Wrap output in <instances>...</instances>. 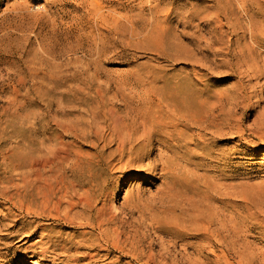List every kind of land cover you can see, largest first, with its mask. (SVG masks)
<instances>
[{
    "label": "rangeland",
    "instance_id": "obj_1",
    "mask_svg": "<svg viewBox=\"0 0 264 264\" xmlns=\"http://www.w3.org/2000/svg\"><path fill=\"white\" fill-rule=\"evenodd\" d=\"M0 264H264V0H0Z\"/></svg>",
    "mask_w": 264,
    "mask_h": 264
},
{
    "label": "bare ground",
    "instance_id": "obj_2",
    "mask_svg": "<svg viewBox=\"0 0 264 264\" xmlns=\"http://www.w3.org/2000/svg\"><path fill=\"white\" fill-rule=\"evenodd\" d=\"M88 199H89V198H88ZM56 200H57V199H56ZM81 200H83V199H81ZM73 201H74V200H73ZM86 201H87V203H88V200H86ZM91 201H92V199H91ZM43 202H44V201H43ZM55 202H56V201H55ZM81 202H82V201H81ZM83 202H85V201H83ZM83 202H82V203H83ZM89 203H92V202H89ZM59 205H60V204H59ZM89 205H90V204H89ZM93 205H94V204H93ZM95 206H96V205H95ZM64 207H65V206H64ZM66 207H67V206H66ZM66 207H65V208H66ZM71 207H72V206H71ZM84 209H85V208H84ZM66 210H67V209H66ZM89 210H90V208H89ZM93 210H95V209H93ZM93 210H92V211H93ZM107 210H108V209H107ZM62 211H63V209H62ZM69 211H70V210H69ZM67 214H68V213H67ZM89 214H90V213H89ZM89 214H88V215H89ZM64 216H65V215H64ZM69 216H71V215H69ZM65 217H66V219H67V216H65ZM87 217H88V216H87ZM87 217H86V218H87ZM89 218H90V217H89ZM108 218H109V217H108ZM108 218H107V219H108ZM98 221H99V220H98ZM106 222H107V221H106ZM205 225H206V224H205ZM119 228H120V227H119ZM205 228H206V227H205ZM113 229H114V228H113ZM113 229H112V230H113ZM212 229H213V228H212ZM109 230H110V229H109ZM114 230H115V229H114ZM103 232H104V231H103ZM109 232H110V231H109ZM207 232H208V231H207ZM101 233H102V231H101ZM106 233H107V231H106ZM116 233H117V232H116ZM214 233H215V232H214ZM118 234H119V233H118ZM118 234H117V235H118ZM107 235H108V234H107ZM110 235H111V234H110ZM115 235H116V234H115ZM117 235H116V236H117ZM113 236H114V235H113ZM119 236H120V234H119ZM111 237H112V236H111ZM109 239H110V238H109ZM117 240H118V238H117ZM112 241H113V240H112ZM42 253H44V252H42Z\"/></svg>",
    "mask_w": 264,
    "mask_h": 264
}]
</instances>
